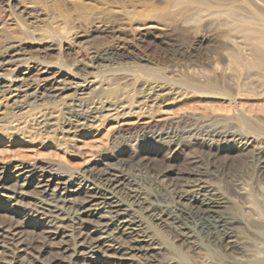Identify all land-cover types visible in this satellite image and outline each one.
I'll use <instances>...</instances> for the list:
<instances>
[{
  "label": "bare ground",
  "instance_id": "bare-ground-1",
  "mask_svg": "<svg viewBox=\"0 0 264 264\" xmlns=\"http://www.w3.org/2000/svg\"><path fill=\"white\" fill-rule=\"evenodd\" d=\"M215 3L221 5L219 0ZM240 10L247 14L240 15ZM225 12L239 22L264 24V0H225ZM5 32L0 24L2 65L12 63L10 52L28 42L10 39ZM45 38L33 41L41 45ZM108 54L100 52L96 59L108 61ZM245 56L253 60L247 65L253 70L247 71L246 78L258 80L261 96L264 46L246 50ZM42 67L44 73H51L50 64ZM124 75L140 80L135 72ZM157 75L145 80L138 93L129 90L125 94L104 89L94 75L81 76L82 83L74 86H59L57 75H45L24 83L23 90H19L22 84L14 82L17 76L11 75L8 84L0 82V88L17 91L12 103L8 102L11 111L25 109L21 116L10 111L12 116L0 119V133L9 141H22L30 152L35 148L38 154L7 164L8 175L0 174L1 195L10 203L0 202V264H192L183 262L178 251L204 252L205 264H264V99L254 117L241 112L229 121L231 126L219 117L199 118L194 111L174 118L152 117L147 111L150 116L146 118L148 103L158 112L161 97L168 92L161 93L169 86L160 83ZM188 87L205 97L225 95L211 82H190ZM134 95L139 98L135 108V101H125ZM122 117L129 119L121 121L119 132L135 129L138 133L130 140L132 152L144 150L148 141L172 155L183 146L225 149L233 141L245 154L250 175L231 179L232 193H227L225 180L222 184L212 180L196 159L191 160V168L153 170L143 169L140 159L115 152L92 156L91 151L92 157L79 171H51L59 164L50 157L52 153L81 154L75 136L82 129H98L102 121ZM135 144L142 147L134 148ZM38 148L49 152L37 153ZM23 198L26 206L20 205ZM22 213L27 219H21Z\"/></svg>",
  "mask_w": 264,
  "mask_h": 264
},
{
  "label": "rangeland",
  "instance_id": "rangeland-1",
  "mask_svg": "<svg viewBox=\"0 0 264 264\" xmlns=\"http://www.w3.org/2000/svg\"><path fill=\"white\" fill-rule=\"evenodd\" d=\"M195 1L0 0V24L6 27L7 36L28 41L10 52L12 63L0 64V82L8 84L11 75L17 76L14 82L22 84L19 90H23L24 83L45 75L49 78L51 74L54 77L57 75L59 86H74L82 83L81 76L94 75L104 89H115L119 90V94H125L129 90L138 93L145 80L155 79L158 74L159 82L169 87L161 92L165 94L168 91L161 97V100L164 99L160 108L162 112L159 110L158 113L154 105L150 106L151 103L145 108V112L150 111L152 117L169 115L174 118L194 111L199 118L219 117L226 126H231L229 121L241 112L254 117L264 94L258 95L260 88L256 78H246V74L253 70L247 65L253 60L245 55L246 50L256 45L264 46V24L239 22L229 17L225 12V0H219L221 5L215 3L217 0H202L206 4ZM240 13L247 14L243 10ZM44 37V44L33 41L34 38ZM104 51L109 53L110 59L105 62L96 59L97 54ZM45 62L50 64V74L43 72ZM131 72L139 74L142 82L128 80L124 74ZM190 82H211L217 91L225 95L205 97L192 93L188 87ZM16 93L7 87L0 88V119L23 114L25 109H10L12 104H9ZM137 96L125 98V101H135V108L139 100ZM146 113L145 116H150ZM127 119L129 117L102 121L98 129H82L75 140L83 153L73 156L52 153L50 157L59 164L51 171L72 174L86 165L94 153L115 152L138 162L140 159L143 169L153 170L171 166L176 169L191 168L194 166L191 160L196 159L199 166L209 171L212 180L220 184L225 180L223 185L227 193H232L231 179L250 175L248 160L233 141L228 142L225 149L201 144L183 146L175 155L167 148L160 149L158 144L148 141L144 150L132 152L130 140L138 134L137 131L131 129L121 133L118 130ZM125 135L129 136L128 140ZM134 146L142 147L139 144ZM32 150L25 149L22 141H9L5 134L0 133V174L8 175L5 166L9 163L37 156L35 148ZM48 150L38 148L37 153ZM4 201L0 191L1 204L10 205ZM20 202L21 206H26L27 199L23 198ZM23 215L21 219H27ZM161 233L163 240L171 245L169 237ZM177 254L186 263L205 264L207 259L204 252L182 254L178 251Z\"/></svg>",
  "mask_w": 264,
  "mask_h": 264
}]
</instances>
